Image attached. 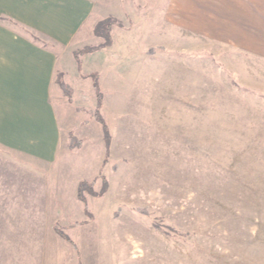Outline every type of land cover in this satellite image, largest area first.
Listing matches in <instances>:
<instances>
[{
  "label": "rangeland",
  "instance_id": "rangeland-1",
  "mask_svg": "<svg viewBox=\"0 0 264 264\" xmlns=\"http://www.w3.org/2000/svg\"><path fill=\"white\" fill-rule=\"evenodd\" d=\"M158 1L96 0L61 49L54 162L0 148V264H264V58Z\"/></svg>",
  "mask_w": 264,
  "mask_h": 264
},
{
  "label": "crops",
  "instance_id": "crops-1",
  "mask_svg": "<svg viewBox=\"0 0 264 264\" xmlns=\"http://www.w3.org/2000/svg\"><path fill=\"white\" fill-rule=\"evenodd\" d=\"M95 1L0 0V148L32 162L55 161L60 130L51 86L58 54ZM158 2L163 24L264 58V0Z\"/></svg>",
  "mask_w": 264,
  "mask_h": 264
},
{
  "label": "trees",
  "instance_id": "trees-1",
  "mask_svg": "<svg viewBox=\"0 0 264 264\" xmlns=\"http://www.w3.org/2000/svg\"><path fill=\"white\" fill-rule=\"evenodd\" d=\"M108 18H109V17H106V18H104L103 20L99 21V22L97 23V25L95 26V31H94L97 35H101L102 33H104V34L106 35V37H107V40H106V41H108V34H107V31H108L109 27L111 26V23H109V22L112 21V20H110V19H108ZM101 31H104V32L101 33ZM97 119H98L99 122L102 123V125H103V130H104V134H105V132H106V127H105V125H104V123H103V120L101 119L100 116H99ZM79 191H80V189H79ZM59 234H60V236H61L62 238H64V239H65L66 241H68L69 243H71V241H70V239H69V237H68L67 235H65V234L62 233V232H59Z\"/></svg>",
  "mask_w": 264,
  "mask_h": 264
}]
</instances>
